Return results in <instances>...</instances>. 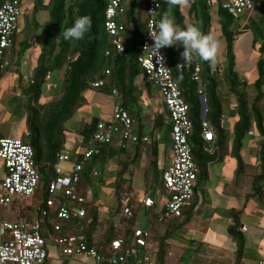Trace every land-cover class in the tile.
I'll return each instance as SVG.
<instances>
[{
    "label": "trees",
    "instance_id": "obj_1",
    "mask_svg": "<svg viewBox=\"0 0 264 264\" xmlns=\"http://www.w3.org/2000/svg\"><path fill=\"white\" fill-rule=\"evenodd\" d=\"M156 1L161 3L160 17L164 11L168 10L174 17L177 25L181 28L197 24L204 33H211L214 37L216 36L217 28H220L227 42V63L223 67L222 74L220 73L221 66L215 65L214 67L213 60H204L198 56H194V59L184 63V58L181 55L184 46L179 41L173 45L164 46L166 62L171 67L173 76L179 83L185 99L190 104L193 131L189 136V141L193 148L194 158L199 165L195 186V199L198 190L203 191V182L209 179L210 166L216 159H221L231 154L238 159L239 166L242 167L243 158L241 156V149L247 133L253 126L252 117L257 116L258 109H255L257 114L250 109L248 95L244 87L246 84L241 79L237 68L238 55L235 50L237 35L233 28L237 17L223 8L222 0H219V8L217 9H214V5L208 3V0ZM109 2L110 0H70L68 3L67 0H57L55 5L42 3V6L44 5L52 12L51 17L44 21V25L46 26L45 42L42 43L44 46L37 56L34 74L29 75L30 83L25 84L23 82V75L20 78L22 81L20 86L26 97L24 104L28 123L25 135L22 138L33 145L35 149V160L40 171L39 186L35 194L40 193L43 202L37 211L31 207L27 208V212L24 215H19L20 217L17 220H33L34 215H39L42 212L45 217L51 216L52 221H54L53 226L55 231L56 224L62 223V220L67 222V228L71 231L76 232L83 227V233H85L92 244L95 243L92 241L89 231L97 225L98 206L96 203L89 201V186L94 180L105 181L104 171L107 167L106 162L108 159L125 153L120 152L117 147H112L109 144H97L100 147L98 148L99 151L95 153L92 160L86 163L79 185V190L88 198L87 214L83 218H59V202L57 201V205H54L53 202L51 203L53 193L50 191V184L58 176L56 164L60 161L59 152L69 149L67 148V144L70 141L68 132L73 131L69 126V122L77 115L82 96L87 90L113 94V90L117 89L118 93L122 92V95H120V99L115 98V105L120 101L139 120H141L142 115L145 113V107L140 103L143 96L141 94V87L139 86V79L141 74L145 78L147 77L139 56L146 35V21L145 23H141L139 16L135 14L137 4L134 0L132 5L127 9V21H131L134 28L130 24L128 25L126 47L124 51H118L113 36L107 31L105 25L106 9ZM255 2L260 6L264 15V0H255ZM42 6L36 7V12H39ZM84 14L89 15L92 19V26L89 32L81 40H65L61 33L63 27H69L77 16ZM145 17L147 16L145 15ZM34 24L38 29L42 23L35 20ZM139 24H142L144 28H140ZM252 29L255 34V42L263 41L264 51V16L254 22ZM20 45L23 51L31 47L28 40L21 42ZM180 62L184 63L182 69L178 66ZM262 64L261 62L258 83H261L264 78ZM197 65L202 67V77L208 102L206 118L212 122L215 128L216 138L214 141H206L202 136L203 121L201 119V102L198 92L199 83L194 77ZM8 68H2L0 64V78L8 71ZM107 69L111 70L110 74L107 73ZM59 71H63L59 96L48 102H43L41 99L44 95V86L47 81L46 76L49 73H59ZM223 77L226 78L231 90L237 96L238 118L232 127L225 124V104L220 93ZM99 79H105V83L101 87H95L93 82ZM147 87V94L152 96L153 83L147 81ZM133 102L137 103L140 109L139 113L132 111ZM159 103L162 105V111L159 115L155 116L154 128L164 130L163 136L154 133V135H150L149 141H144L141 139L145 134L142 129L144 125L141 122L139 129L141 138L134 143L136 146L135 155H127L126 158L122 159L120 168L115 173L113 183L119 197L117 208L120 210L123 208L124 213V208L131 206L134 216L128 218L125 214L123 215L121 224L117 227L118 230L114 231L113 238L127 235L131 228L136 226L137 205L142 203L143 199L134 198L131 194H128L133 189L135 168L141 161L142 151H147L148 153L144 172L146 184L153 182V173L159 168L160 144L162 142L166 143V152L172 161L171 116L165 99ZM152 106H154V103ZM100 118L101 116L93 115L82 121L81 126L78 128L83 146L80 154L87 147L95 145L93 143V135ZM258 127L264 132V125L261 119L258 121ZM2 136L3 134L0 130V137ZM231 138L233 140L232 144H230ZM262 155V171L254 175L253 194L264 199V144ZM95 164L98 165V174L94 173L93 168ZM156 182L159 187H163L162 179H156ZM193 208L194 204L186 208L180 216L163 219H160V213L152 212L150 214V219L153 222L152 231L161 227L168 220L176 219V226L186 224L191 219ZM121 226L124 230L122 232ZM237 227V225H233L230 227V230L237 238L239 252H241L245 244V235ZM172 232V229L165 232L161 239L156 241V252L161 264L165 261V256L168 254V240Z\"/></svg>",
    "mask_w": 264,
    "mask_h": 264
},
{
    "label": "built area",
    "instance_id": "obj_2",
    "mask_svg": "<svg viewBox=\"0 0 264 264\" xmlns=\"http://www.w3.org/2000/svg\"><path fill=\"white\" fill-rule=\"evenodd\" d=\"M213 4V0H208ZM146 35L142 44L139 60L143 66L148 81L159 88L169 108L172 129L171 144L173 148L172 161L163 170V187L158 193L164 201L156 208L157 201L151 196L143 198L142 203L147 208L155 207L160 213V219L182 215L184 210L193 205L195 186L198 178L199 165L193 154L189 136L193 131L190 115V104L185 99L182 89L173 76L171 67L166 62L164 47L157 55L150 45L154 43L150 31H157L160 19L161 3L156 0L145 1ZM223 8L235 17L256 8L255 0H222ZM127 0H110L106 9V29L113 36L116 49L124 51L127 39ZM22 13L21 0H0V64L2 68L12 65V54L16 45V34L19 18ZM180 69L184 63L180 62ZM223 71V67L220 68ZM110 74L111 70L107 69ZM198 81L199 99L202 113V94L205 84L202 77V67L197 65L194 73ZM105 79L93 82L95 87H101ZM118 94L117 89L113 90ZM2 89L0 87V95ZM202 136L206 141H214L215 128L211 121L202 118ZM140 121L125 108L120 101L115 105L113 113L108 118L98 121L93 135V143L74 160L72 169H64L56 164L58 176L51 182L50 191L58 199V216L63 219L83 218L87 214L88 198L79 190L82 171L89 160H92L101 143H117L120 147H128L137 142L140 136ZM254 133V130H249ZM29 133V132H28ZM150 140L149 134L141 138ZM73 154L69 150L59 152L60 161L71 160ZM0 159L6 168L3 174L0 167V186L5 189L0 194V208L12 203L16 195L31 198L39 186L40 171L35 160V149L22 137H0ZM98 174L97 169L94 170ZM94 183L99 185V181ZM124 214L131 218L134 211L131 206L124 208ZM6 235L0 239V264H41L48 257L47 237L39 229L38 221L14 220L5 221ZM56 231L52 234L54 241L61 247L62 252L69 256L85 255L99 264H124L133 259L139 264H149L156 253V240L150 228L133 226L124 236H116L107 244L100 247L88 241L83 227L75 233H65L61 223H57ZM246 228V227H245ZM4 229V230H5ZM264 264V258L259 260Z\"/></svg>",
    "mask_w": 264,
    "mask_h": 264
},
{
    "label": "crops",
    "instance_id": "obj_3",
    "mask_svg": "<svg viewBox=\"0 0 264 264\" xmlns=\"http://www.w3.org/2000/svg\"><path fill=\"white\" fill-rule=\"evenodd\" d=\"M127 1L128 7H130L134 0ZM135 1L137 4L135 14L139 16L141 23H145L146 10L144 4L146 0ZM21 3L23 8V0H21ZM40 16L41 19L44 20H48L50 18L44 15L43 13H38L32 19H30V28L26 29L25 31L17 32L16 45L12 54V65L8 68V71L5 72L0 78L1 89L2 83L5 80L3 78L4 75H7L8 73H13L14 69L17 67H23L25 58L29 56V51L32 48L38 49L40 53L42 47L44 46L42 43L45 42L46 30L41 27L43 23L40 27H38V29L34 24L35 20L41 22ZM263 16L264 15L260 6L256 4V8L254 10L246 11L240 17L236 18L235 23L233 25V28L236 31L237 35V38L235 40V50L237 52L238 59H240L241 57L238 54L239 44H243L245 47V52L248 53L244 61L240 62L238 60L237 68L241 75V79L246 84L244 85V87L248 95L247 98L250 109L253 112H255V109H258V114L255 112L257 116L252 117L253 126L251 127V130H254V133L248 132L244 139V145H246L247 148L246 152L252 160H256V170L252 173L247 172L246 159L244 158V145L241 149V156L243 158L242 167L239 166L238 159L231 154H228L224 158L216 159L210 166V177L208 180H213L211 169L215 167L216 171V168L219 167V181H217L216 179L215 181H212V186H215V188L212 187L210 189H207V187L203 184V191L201 192L198 190V194L196 195L193 201L194 208L192 209V216L190 221L186 224H182L181 226H176V219L168 220L161 227L156 228V230L152 231L154 234V239L156 241L160 240L165 232L171 229L173 231L168 240V254L165 256V261L162 264H259V260L264 258V199H261L258 195L253 194V178L254 175L259 174L262 171L263 163L262 150L264 144V132L261 128L258 127V121L261 119L262 124L264 125V78L261 83H258L257 81L260 77L261 62L263 63L262 68L264 70V51L263 41L255 42V35L252 29L254 22L259 18H262ZM129 24L132 28H134L131 21L128 22V25ZM27 40L30 43L31 47L23 51L20 43L25 42ZM221 52L223 56L217 58V66L219 65L221 67H225L227 63L226 39L223 48L221 49ZM62 72L63 71H59V73L56 74L49 73L46 76V86L48 94L52 90L53 81L61 85ZM147 81L144 83V87V85L140 82L139 79V86L141 87V94L143 96L142 100H144V102L147 100L146 95L152 100V103H150L149 105V107L152 109L151 112H145L144 115H142L141 120H139L140 125L142 122L144 125L142 129L145 134L154 135L155 133L159 136H163L164 130H157L154 128L155 116L159 115V113L162 111V105H160L159 102H163V100H159V98L156 96L155 85H153L152 87V96L147 94ZM21 82V79L17 81V85L20 88ZM49 82L50 84H48ZM144 92L146 95L144 94ZM220 93L223 97V101L225 104V124L226 126L232 127L235 124L236 119L238 118L236 102L237 96L231 90L226 78L224 77L223 83L220 87ZM59 94H56L54 98L58 97ZM2 95L3 90L0 95V98L2 97ZM19 97L20 103L26 111L24 104L26 97L22 92V88ZM153 103L154 106H152ZM146 111H148V109ZM88 118H85L82 121ZM102 118L107 117L101 116L100 119ZM27 127L28 123L26 125V129ZM0 130L3 136L21 137L2 131L1 126ZM74 130L75 129H73V131ZM70 142H74L75 146H69ZM232 142L233 140L231 138L230 144H232ZM69 143L67 144V148L69 149L66 150L71 151L73 157L71 160L68 161H59L60 165L64 169L73 168L74 160L83 149L81 143V135L77 140H70ZM110 146L117 147L120 152H124L125 154H118L117 156L108 159V161L106 162L107 167L104 171L106 180L103 182L98 180L99 185H96L94 183V180L89 186L88 191L89 201L96 203L98 206L97 225L90 229L89 233L92 237V241L100 247L107 244L113 238L114 231H117V227L121 224V218L123 217L124 213L122 210L123 208L121 210L117 208L119 204V197L115 191L113 179L115 177V173L120 168L121 160L126 158L127 155L134 156L136 150V146L134 143H131L128 147H126V149L125 147L118 146L117 143L110 144ZM147 159V151H142L141 161L139 165L135 168V176L133 178V189L128 195L131 194L134 198L138 199H143L147 196H151L156 199V208H158L160 207L159 202L164 200L163 197H161V195L158 193L160 187L157 182L156 183L158 196H153L148 190L143 195L138 194L134 191V189L136 188L135 177L137 175V169H143L144 179V172L147 164ZM168 159L169 160H165V165L163 168H158L157 171H154L153 181H156V179H162V173L164 168L167 166L168 163L171 162V157ZM69 161H71L72 163H70ZM219 162H222L223 166L220 167ZM97 166L98 165L95 164L93 169L98 170ZM0 167L2 173L4 174L6 168L2 159H0ZM241 174L250 177L249 184L252 188L251 191L245 190V184L243 183V180H241L240 177ZM215 176H217L216 172ZM152 184L153 182L151 184H146L147 188L151 187ZM4 192L5 189L0 186V194H3ZM124 195H126V193H124ZM255 198H258L261 203H257L256 201H254V203L251 204L250 201H253ZM57 201L58 199L53 196L51 203L53 202L54 205H57ZM42 202L43 200L41 198L40 193L35 194L31 198H24L20 195H16L12 203L9 204V206L11 205L12 208L15 210V217L12 218V220L9 219V221L17 220L18 215H24L27 212V208L31 207L37 211L41 207ZM141 211L145 219L149 223L147 227L143 228H150L152 230L153 222L150 219V214H152V212H157L155 207L147 208L143 205V203H139L137 205V226H139L138 218L140 217ZM28 221L40 222L41 225L39 226V228L42 234L47 237L48 257L46 261L41 264H99L94 259L85 255L74 257H69L65 255L62 252L61 247L52 238V233L55 232V230L53 226L54 221H52L51 216L45 217V215L41 212L39 215H34L33 220ZM62 221L61 224L65 233H75L74 231H71L67 228V222H64V220ZM233 225H237V228L243 231L245 235V244L241 252H239V242L230 230V227ZM122 231L124 230L121 226V232ZM6 233V229L3 232L1 231L0 239H2L4 235H6ZM124 264L139 263H137L133 259H130ZM149 264H161V261H159L158 259L157 252L154 254L153 259L150 261Z\"/></svg>",
    "mask_w": 264,
    "mask_h": 264
},
{
    "label": "rangeland",
    "instance_id": "obj_4",
    "mask_svg": "<svg viewBox=\"0 0 264 264\" xmlns=\"http://www.w3.org/2000/svg\"><path fill=\"white\" fill-rule=\"evenodd\" d=\"M70 0H67L69 3ZM43 4L48 5H55L57 3V0H23V8H22V14L20 16L19 20V30L18 32L25 31L26 29L30 28V19H32L36 14L43 13L47 17H51V10L47 7H45ZM42 6L41 10L36 13V7ZM219 8V2L218 0H214V9ZM41 23L43 25L41 26L43 29H46V26L44 25L45 21L44 19H41ZM140 28H144L142 24H139ZM255 35V34H254ZM215 38L219 41V48L216 54V57L213 60L214 67L217 65V58L220 56H223L221 49L223 48V45L225 43V38L222 35L221 29L217 28L216 36ZM243 43V42H242ZM221 52V53H220ZM39 53V50L36 48H32L29 51V56L25 58V61L23 63V67H17L14 69L13 73H8L7 75H4V81L2 83V90L3 95L0 98V126L2 127V131L16 135V136H23L24 132L26 130L27 120H26V111L24 110V107L20 103V94H21V88L18 87L17 81L20 79V75H23L24 77V83L29 84L30 83V74H34L35 72V65L37 63V55ZM238 54L240 59H238L240 62L244 61L247 57L248 53L245 52V47L243 44L238 45ZM22 58V54H21ZM31 60V61H30ZM237 60V63H238ZM222 74L223 71H220ZM140 82L144 85L146 82V78L143 74L140 75ZM50 84V82L48 83ZM145 87V85H144ZM143 87V88H144ZM156 96L159 98V100H163L164 97L161 93H159V88L156 86ZM60 93V84L53 81L52 82V90L50 93H47V86L45 84L44 86V95L42 97L43 102H47L48 100H51L55 97V95ZM145 94V92H144ZM120 95H122V92L120 91L117 93H104L101 91H91L87 90L81 99V103L78 108V113L75 116L73 120L69 122V125L75 129L74 131L68 132V136L70 140H77L79 138V133L77 132V128L80 127L81 122L83 119L91 117L92 115H98L102 117H110V115L113 113V110L115 108V101L114 98L120 99ZM146 95V94H145ZM147 100L144 102L142 100L140 103L145 107V112L149 113L151 112V109L149 107L150 103H152L151 99L147 97ZM148 109V111H146ZM101 111V112H100ZM132 111L135 113H139L140 109L137 105V103L133 102V108ZM170 144V143H169ZM69 146H75L74 142H70ZM243 149L244 151V158L246 159V166H247V172L252 173L256 170L255 161L252 160L248 153L246 152L247 148L246 145H244ZM167 151V145L166 143L160 144V159H159V168H163L165 165V160L168 159L169 154ZM236 159V158H235ZM72 163L71 161H69ZM220 167L223 166L222 162H219ZM219 167H215L211 169L212 172V179L215 181H219ZM215 172L217 173V176H215ZM241 180H243V183L245 184V190H252L249 181L250 177L245 175H240ZM208 180L204 181L203 184L207 187V189L215 188V186H212V181ZM135 185L136 188L134 191L138 194L143 195L147 190L153 195L158 196L157 193V183L156 181H153V186L147 188L146 184L144 183L143 179V169L139 168L137 169V175L135 177ZM3 190V189H2ZM256 201L257 203H261L258 198H255L253 201H250L251 204ZM17 204V203H16ZM15 210L12 208V206H4L0 208V232L4 231V222L9 221V219L12 220V218L15 217ZM20 216H17V219ZM138 225L142 227H147L149 225L148 221L145 219L142 211L140 213V217L138 218Z\"/></svg>",
    "mask_w": 264,
    "mask_h": 264
},
{
    "label": "clouds",
    "instance_id": "obj_5",
    "mask_svg": "<svg viewBox=\"0 0 264 264\" xmlns=\"http://www.w3.org/2000/svg\"><path fill=\"white\" fill-rule=\"evenodd\" d=\"M91 26L92 19L89 15H79L69 27H63L61 33L65 40H81ZM149 31L154 41L150 48L157 55L162 47L173 45L177 41L181 42L184 46L181 53L184 63L194 59V56L212 60L216 57L219 48V41L211 33H204L197 24L181 28L168 10L162 13L157 23V31Z\"/></svg>",
    "mask_w": 264,
    "mask_h": 264
},
{
    "label": "water",
    "instance_id": "obj_6",
    "mask_svg": "<svg viewBox=\"0 0 264 264\" xmlns=\"http://www.w3.org/2000/svg\"><path fill=\"white\" fill-rule=\"evenodd\" d=\"M201 100H202V113H201V116H202V118H205L206 117V113L208 111V102H207V97H206L205 93L202 94Z\"/></svg>",
    "mask_w": 264,
    "mask_h": 264
}]
</instances>
